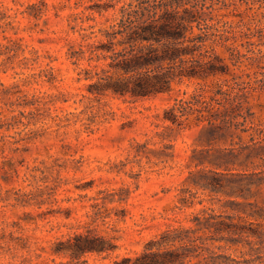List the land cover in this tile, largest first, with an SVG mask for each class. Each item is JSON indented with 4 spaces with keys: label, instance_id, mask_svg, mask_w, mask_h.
Wrapping results in <instances>:
<instances>
[{
    "label": "rangeland",
    "instance_id": "rangeland-1",
    "mask_svg": "<svg viewBox=\"0 0 264 264\" xmlns=\"http://www.w3.org/2000/svg\"><path fill=\"white\" fill-rule=\"evenodd\" d=\"M96 2L0 0V264H118L181 228L212 253L264 264V185L246 186L258 137L168 127L165 110L198 81L145 99L92 95L80 80L89 62L68 52L81 26L109 28L123 4L100 15ZM210 3L236 29L264 34V0ZM254 41L242 51L264 54V37ZM250 71L264 84V68ZM247 106L249 125L264 128V89ZM78 234L117 247L73 258Z\"/></svg>",
    "mask_w": 264,
    "mask_h": 264
},
{
    "label": "trees",
    "instance_id": "trees-1",
    "mask_svg": "<svg viewBox=\"0 0 264 264\" xmlns=\"http://www.w3.org/2000/svg\"><path fill=\"white\" fill-rule=\"evenodd\" d=\"M210 1L97 0L89 9L100 15L123 4L109 28L95 31L93 25L81 26V43L70 47L68 57L75 64L89 62L91 68L83 69L87 76L80 80L90 81L88 90L95 97L113 94L145 99L198 81L201 85L188 98L176 99L165 110L164 120L171 123L168 127L203 125L211 133L251 132L259 140L248 151L251 164L246 167L255 169L247 173L246 186L260 187L264 185V128L249 125L254 113L247 102L250 94L264 89L259 72L250 71L264 68V54L255 48L244 53L241 47L245 42L257 45L254 39L264 37L263 28L236 29L216 14L221 8L211 6ZM79 20L85 22L75 15L73 21ZM72 29L77 31L76 26ZM254 158L261 162L256 164ZM209 185L217 188L222 183L215 180ZM257 213L264 219V208ZM189 232L168 229L142 253L124 257L118 264H254L252 259L212 253L186 235ZM116 247L89 234H78L75 242L69 241L73 258L90 252L109 253Z\"/></svg>",
    "mask_w": 264,
    "mask_h": 264
}]
</instances>
